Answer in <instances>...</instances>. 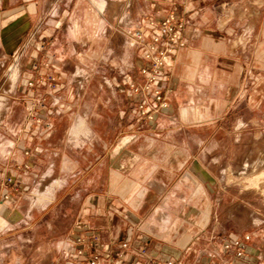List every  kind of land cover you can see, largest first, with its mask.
Instances as JSON below:
<instances>
[{
	"label": "rangeland",
	"instance_id": "rangeland-1",
	"mask_svg": "<svg viewBox=\"0 0 264 264\" xmlns=\"http://www.w3.org/2000/svg\"><path fill=\"white\" fill-rule=\"evenodd\" d=\"M76 1V5L73 0H62L60 7L52 6L47 22L57 19L59 22L54 25L61 28L62 34L71 33L75 39L101 36L104 31L117 32L114 9L110 8L107 13L106 0L104 6L102 0ZM132 3L133 0H126V13L132 11ZM215 12L217 25L227 33L233 47L251 57L240 92L242 103L229 109L222 120V128L215 121L205 127L189 128L174 127L177 121H170V127L156 126L144 132L148 129L144 125V135L136 141L132 132H127L122 139L125 151L120 152V163L117 141L111 146L110 179L59 180L41 176L40 179H44L42 188L30 196L34 208H49L40 222L43 226L32 225L23 233L9 232L2 239L3 246L9 248L0 249V256L6 257L0 264H49L54 256L67 258L65 240L72 234L75 223L89 217L88 211L98 213L103 208L114 212L120 237L129 231L135 238L149 237L165 245L172 251L170 255L185 251L190 263L215 241L249 230L254 223L261 222L263 216L259 210L264 204V0H219ZM103 14L107 15L109 23L103 20ZM59 15L67 18L65 23ZM81 39L74 44L83 54L71 56L75 64L68 70L72 68V77L77 81L93 75L94 84L74 89L80 96L74 107L69 108L68 102L54 105L57 111L50 120L51 130H66L77 124L78 115L91 116L102 111L99 96L85 94L97 90V83H102L106 77L115 76L121 80L133 75L130 68L119 70L118 67L119 63L133 62L131 52L121 53L110 48L104 55L99 49L91 58L85 55L82 45L85 40ZM25 56L22 51L14 54L6 67L5 81L0 85V187L8 188L3 198L0 197V207L18 190L16 185L9 183V179H16L18 174H9L5 169L12 146L17 143L18 131L27 126L37 130L36 123L29 118L28 104L23 99L25 94L17 92V84L25 72ZM59 57V61L65 59ZM49 72L43 74L45 79ZM37 93L35 89V95ZM246 97L252 98V104L246 103ZM51 104L47 99V105ZM236 112H240L238 119ZM87 122L98 121L89 119ZM59 138L52 136L51 146ZM20 168L39 174L45 170L41 166L40 172L33 171L29 162L17 164L14 170ZM118 172L123 178H117ZM55 182L58 183L52 188ZM50 191L52 199L40 206L38 198ZM57 236L60 239L54 240ZM59 243L61 248H58Z\"/></svg>",
	"mask_w": 264,
	"mask_h": 264
},
{
	"label": "crops",
	"instance_id": "crops-1",
	"mask_svg": "<svg viewBox=\"0 0 264 264\" xmlns=\"http://www.w3.org/2000/svg\"><path fill=\"white\" fill-rule=\"evenodd\" d=\"M106 1L107 13L110 8L114 9V17H116L114 23L118 27L117 32L104 31L101 36L92 35L85 39L80 37L75 39L71 33L62 34L61 28L54 25L59 22L57 19L51 18L47 22L51 7L54 5L60 7L62 0H0V85L5 81L6 67L10 64L12 57L18 51H22L26 54L23 58L25 72L22 75L23 79L17 84V92L25 94L23 97L25 102L30 104L31 98L45 95L48 102L52 103L51 105H63L62 103L68 102L71 104L69 108L74 107L80 97L74 89L88 88L94 84L93 75L82 81H77L74 76L72 77L71 67L75 63L71 56L75 54L82 56L83 54L78 52L74 44L75 40L79 39L85 40L82 42L85 46V55L91 58L99 53V49L104 55L109 53L110 48H116L121 53L131 52L133 62L128 65L119 63L118 67L119 70L130 68L132 77L140 81L142 77L138 73V68L142 64V56L139 47L133 44L135 30L139 27L143 17L153 16L162 19L171 10H175L177 16L188 18L189 24L183 31L187 38L186 45L177 48L165 69L166 77L163 85L169 95L170 106L167 110L161 111L153 121L141 117L137 112L134 98L129 97L123 91L122 82L127 83V80L111 76L106 77L102 83H97V90L85 93L89 96H99L103 106L101 112L93 113L91 116L89 114L78 115L75 119L77 124L63 131L58 128L38 131L29 126L18 131L17 143L12 146L5 168L9 174L11 172L18 174L12 182L18 190L12 193L6 205L0 207V249L9 248L7 245L3 246L5 241L2 240L10 234L9 232L23 233L32 225L37 228L43 226L40 222L49 208H34L30 196L42 188L44 179H40L41 176L59 180L110 179L111 146L117 141V159L120 163V152L125 151L122 139H125L127 132H132L136 141L137 137L144 135L142 129L144 125L148 127L144 132H150L156 126L166 128L165 126H168L170 121H177L173 126L180 128L205 127L215 121L220 123L219 128L221 129L222 120L225 119L229 109L237 108L242 103L240 92L251 57L248 53L244 54L235 49L227 33L217 25L215 5L219 0H133L132 11L127 13L126 0ZM106 1L102 0L103 6ZM76 2L73 0V4L76 5ZM59 17L65 23L67 18L63 15ZM102 17L109 23L106 14ZM32 35L35 38L33 41L31 40ZM44 39L48 41L47 50L40 47V41ZM66 40L69 43H65ZM63 42L65 44H62ZM59 55L65 59L59 61ZM36 61L39 66L35 69L32 64ZM47 61L53 63V68L45 65ZM70 65L71 69L68 70ZM48 72V76L56 75L54 82L43 77V74L46 75ZM39 77L44 78V82L37 84L38 93L35 95V91L27 87V82ZM53 84H56V88H53ZM246 101L247 104H252V98L246 97ZM234 114L238 119L237 115L240 112ZM252 115V113L249 114V117ZM89 119H95L98 122L88 123ZM245 126L248 130V123ZM52 136L61 138L59 141L55 140L51 146L49 140ZM26 150L31 151L29 157L25 155ZM95 153L98 154L95 155ZM23 162H29L33 171H39L41 166L45 170L39 171L41 175L25 168L15 171L17 164ZM117 178L121 179L123 175L118 172ZM57 183H53L52 188ZM7 190L8 188L0 187V197L3 198ZM51 191L38 198L40 206L52 199ZM259 211L263 216L261 222L254 223L249 230L231 233L223 239L232 234L242 235L246 232H253L254 236L249 242L252 255L256 256L260 251H264V236L258 232L260 227L264 228V204ZM113 215V211L108 212L104 208L98 213L88 211L89 217L75 223L72 234L65 240L67 256L73 247L71 238L85 231L84 224L97 232L105 243L112 242L114 238H120L118 234L120 227L114 221ZM125 235L130 236V231ZM141 237L151 240L154 251L172 253L164 247L165 245L162 246L149 237ZM56 238L60 239L57 236L54 240ZM222 240L215 241L209 249L201 251L199 258L192 263L186 260L185 251L175 257L180 264H195L207 260L212 250L219 247ZM58 248H61V243L58 244ZM5 260L6 257L0 256V262L4 263ZM215 260L220 262V258H215ZM49 264H71V261L69 256L64 259H56L54 256Z\"/></svg>",
	"mask_w": 264,
	"mask_h": 264
},
{
	"label": "built area",
	"instance_id": "built-area-1",
	"mask_svg": "<svg viewBox=\"0 0 264 264\" xmlns=\"http://www.w3.org/2000/svg\"><path fill=\"white\" fill-rule=\"evenodd\" d=\"M188 24V18L177 16L176 11L171 10L162 19L143 17L135 30L133 44L141 50L142 64L138 73L142 80L124 77L127 83L122 82V88L129 97L134 98L141 117L153 121L161 111L169 108L170 98L163 85L165 69L177 48L186 45L187 38L183 31ZM46 44L47 39L41 42V47L46 48ZM32 65L36 69L39 63L36 61ZM45 65L50 67V61ZM47 79L54 82L56 78L49 75ZM43 82L42 77L29 80L27 87L35 91L37 84ZM53 88H56V84H53ZM27 109L29 118L36 123L38 131L51 129L50 120L57 110L54 105H47L45 95L31 98ZM25 154L30 155V151L26 150ZM13 180L9 179V183ZM83 229V233L71 238L73 247L68 253L71 264H180L175 256L163 251H154L148 238H132L125 235L105 243L89 225L84 224ZM258 232L264 236L263 227H260ZM253 236V232L232 234L212 250L210 258L195 264H264V251H260L256 256L250 251L249 242ZM215 258H220V262Z\"/></svg>",
	"mask_w": 264,
	"mask_h": 264
},
{
	"label": "bare ground",
	"instance_id": "bare-ground-1",
	"mask_svg": "<svg viewBox=\"0 0 264 264\" xmlns=\"http://www.w3.org/2000/svg\"><path fill=\"white\" fill-rule=\"evenodd\" d=\"M17 78V73H15V79ZM49 197H51V196H49ZM43 199V198H42Z\"/></svg>",
	"mask_w": 264,
	"mask_h": 264
}]
</instances>
